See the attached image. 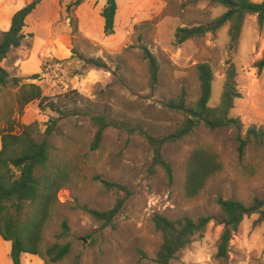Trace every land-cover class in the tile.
<instances>
[{"label":"rangeland","instance_id":"1","mask_svg":"<svg viewBox=\"0 0 264 264\" xmlns=\"http://www.w3.org/2000/svg\"><path fill=\"white\" fill-rule=\"evenodd\" d=\"M19 1L0 0V40L13 3ZM32 1L25 0L27 4ZM45 1L44 9L36 12L34 19L50 10L51 0ZM117 1L121 11L112 36L101 38L94 34L98 39L95 43L83 39L79 31L73 30L77 22L73 10L66 13L73 30L70 44L46 42L45 33L37 29L36 40L29 34L25 48L13 50L3 62L6 70L16 63L20 67L26 65L29 73L40 72L46 61L55 69L59 63L60 74L69 86L65 90L64 85L54 83L50 77L39 82L21 78L23 83L41 86L51 102L70 113L64 119L50 110L41 111L38 102L20 109L19 89L0 87V123L4 126L7 116L18 127L38 123L37 135L41 139L53 128L48 140L55 160L70 165L71 182L58 195L61 206L48 224L45 246L72 244L69 255L57 264H156L162 239L152 223L154 215L171 220L210 216L213 220L204 237L171 264H264V221L258 222L260 214L244 219L232 237L226 259L216 257L224 230L218 200L232 199L246 206L255 199L264 202V140L250 137L243 156L239 154V140L247 139L250 128L264 132V71L254 68L264 55V24H259L256 15L247 16L235 48L230 46L229 26L178 45L177 28L204 25L226 9L213 0ZM60 21H64V16L57 25ZM35 43L37 48L31 54ZM45 44L47 47L40 51ZM51 44L66 53L70 50L69 59L59 53L61 60H53ZM144 49L159 65L154 87ZM89 59L103 61L107 69L88 64ZM202 63H208L215 75L209 104L213 108L220 103L228 68L235 67L236 87L242 97L235 100L230 116L238 118L242 128L211 131L201 125L192 136L166 146L163 155L174 170L170 185L162 173L150 172L153 153L144 134L162 137L182 125L183 115L168 109L167 104L182 90L186 91L189 104L197 101L198 66ZM9 73L18 76L17 69ZM99 115L107 116L111 127L100 149L91 151L96 131L92 118ZM198 148L216 153L223 170L197 198L187 199L186 163ZM101 181L123 185L132 193L108 227H102L84 210L106 211L114 206L117 196L108 192ZM64 220L70 228L66 235L62 229Z\"/></svg>","mask_w":264,"mask_h":264},{"label":"trees","instance_id":"2","mask_svg":"<svg viewBox=\"0 0 264 264\" xmlns=\"http://www.w3.org/2000/svg\"><path fill=\"white\" fill-rule=\"evenodd\" d=\"M86 0H75L67 5V13L83 4ZM226 11L208 23L195 27H179L175 38L178 45L189 40L204 38L208 34H216L220 29L229 26L230 46L235 48L239 43L245 19L249 15H256L260 25L264 24V2L255 3L253 0H213ZM42 0H34L24 8L17 11L12 17L10 30L3 32L0 40V87L12 86L19 89L17 94L20 109L38 102L41 111L54 112L59 118H68L70 113L62 111L56 104L44 95L41 86L33 83H23L18 77H13L4 67L3 62L13 50L20 48L25 39L24 28L27 18L33 14ZM118 11L117 0H106L102 11L105 21L104 35L114 34L115 18ZM74 31L78 32L76 22ZM144 58L148 62L150 83L154 87L158 81L159 65L157 59L144 49ZM86 62L99 69H107V65L98 59H89ZM258 72L264 71V55L254 64ZM43 70V68H42ZM39 74L29 78L36 81ZM236 70L231 65L226 73L223 92L217 107H211L210 101L213 92L215 75L208 63L198 66V81L200 94L196 102L189 104L188 95L182 90L179 95L167 104V108L183 115L182 125L174 132L154 137L144 134L149 144L153 159L150 167L152 174L162 173L169 184L174 180L173 166L165 159L163 149L192 136L196 129L203 125L211 131L228 127L242 128L238 118H232L230 111L234 102L242 97L236 87ZM95 135L91 142V151L100 149L105 139L106 131L111 127L107 116L99 115L92 118ZM17 128L19 130L17 131ZM53 128L47 130L46 137L39 138L38 123L18 127L15 120H5L0 123V235L6 242L11 243V259L13 264H21L24 254L40 257L45 264H57L69 255L72 244L65 246H45L44 238L49 222L59 213L61 206L58 195L71 182L70 165L57 163L52 153L48 136ZM250 137L257 141L264 140V132L250 128L247 139H240L239 154L243 156ZM223 170L221 161L216 153L210 149L198 148L192 151L186 163L185 196L187 199L197 198ZM104 188L117 196L114 206L106 211L89 210L84 208L102 227L110 226L120 215L125 203L132 193L125 186L101 181ZM224 226L223 233L217 246V259H226L229 255L230 242L233 235L245 218L255 214L262 217L258 222L264 221V202L255 199L250 206L236 200L219 199ZM210 216L192 218L184 216L171 220L163 215H154L152 223L160 234L162 243L157 252L156 264H171L179 258L184 250L195 241L204 237ZM63 233L70 232L68 223L62 222Z\"/></svg>","mask_w":264,"mask_h":264},{"label":"crops","instance_id":"3","mask_svg":"<svg viewBox=\"0 0 264 264\" xmlns=\"http://www.w3.org/2000/svg\"><path fill=\"white\" fill-rule=\"evenodd\" d=\"M66 3H63L62 0H51V6L49 11L43 12L38 18L34 19V14L41 9H44L45 0H42V3L38 6L36 11L31 14L27 20H26V27L24 28V33L26 35L25 41L29 38V34H33L35 40H36V30L41 29L45 35L47 36L46 42H61L64 45L70 44L71 40V34L73 32L70 24V18L68 17L67 13V5L72 3V0H65ZM31 3V2H30ZM29 4V3H28ZM118 4V11L115 18V21H117L118 16L120 15V5ZM10 5H12L10 3ZM13 8L10 10L9 15L7 16V23L5 24V27L3 28L4 32H7L10 30L11 27V21L14 14L24 8L27 3L25 0H20L19 2L13 3ZM106 5V0H86L83 4H81L79 7L75 9L74 16L77 19L78 22V31L79 34L83 37L85 40H89L91 42H96L98 39L94 38V34L99 35L101 38L104 35V25L105 21L102 17V11ZM61 16H64V21H60L57 25V21L61 18ZM50 28V29H49ZM24 41V42H25ZM25 43L23 45L16 49V50H22V48H25ZM53 49V60H61L57 55L60 53L63 54V58L65 60L69 59L70 57V50H68V53L64 52V50H60L55 44L50 45ZM47 46L42 45L41 50L45 49ZM37 48V44L35 43L33 47L30 49L31 54L34 53V51ZM29 60H27L28 62ZM26 62V64H27ZM18 65V64H17ZM19 68V69H18ZM15 69H17L18 78H22L25 82H30L29 78H31L33 75L40 74L41 78L45 79L42 75V70L40 68V72H33L29 73L25 66H16V63L13 68H7V71L12 72ZM37 82V81H35ZM35 84V83H34ZM38 85V84H37ZM0 150H1V138H0ZM11 243L6 242L2 239L0 235V264H13V261L11 259ZM21 264H45L44 261L34 255L24 254L21 257Z\"/></svg>","mask_w":264,"mask_h":264},{"label":"built area","instance_id":"4","mask_svg":"<svg viewBox=\"0 0 264 264\" xmlns=\"http://www.w3.org/2000/svg\"><path fill=\"white\" fill-rule=\"evenodd\" d=\"M53 59V58H52ZM54 64H52L50 61H46L44 64L43 70H42V75L44 78L50 77L52 78V80L54 81V83H60L62 85H64L65 90H67L69 88V86L67 84L64 83V80L60 74L61 72V65L59 63H56L57 69L54 68ZM43 80V78H40L36 81H41Z\"/></svg>","mask_w":264,"mask_h":264}]
</instances>
